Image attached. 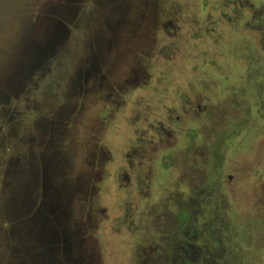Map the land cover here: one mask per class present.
Instances as JSON below:
<instances>
[{
    "label": "rangeland",
    "instance_id": "rangeland-1",
    "mask_svg": "<svg viewBox=\"0 0 264 264\" xmlns=\"http://www.w3.org/2000/svg\"><path fill=\"white\" fill-rule=\"evenodd\" d=\"M264 264V0H0V264Z\"/></svg>",
    "mask_w": 264,
    "mask_h": 264
},
{
    "label": "trees",
    "instance_id": "trees-1",
    "mask_svg": "<svg viewBox=\"0 0 264 264\" xmlns=\"http://www.w3.org/2000/svg\"><path fill=\"white\" fill-rule=\"evenodd\" d=\"M183 264H190V263L186 262V260H185V262Z\"/></svg>",
    "mask_w": 264,
    "mask_h": 264
}]
</instances>
